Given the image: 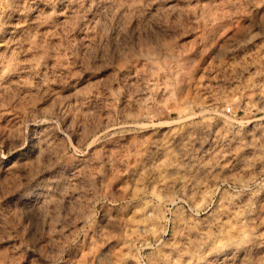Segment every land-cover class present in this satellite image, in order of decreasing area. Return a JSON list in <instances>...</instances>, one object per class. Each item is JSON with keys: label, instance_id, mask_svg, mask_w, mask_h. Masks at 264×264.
Wrapping results in <instances>:
<instances>
[{"label": "rangeland", "instance_id": "rangeland-1", "mask_svg": "<svg viewBox=\"0 0 264 264\" xmlns=\"http://www.w3.org/2000/svg\"><path fill=\"white\" fill-rule=\"evenodd\" d=\"M261 9L0 0V264H264Z\"/></svg>", "mask_w": 264, "mask_h": 264}, {"label": "bare ground", "instance_id": "bare-ground-1", "mask_svg": "<svg viewBox=\"0 0 264 264\" xmlns=\"http://www.w3.org/2000/svg\"><path fill=\"white\" fill-rule=\"evenodd\" d=\"M109 1H112V0H109ZM115 1H116V0H115ZM130 1H132V0H130ZM135 1H136V0H135ZM73 3H74V2H73ZM113 3H114V1H113ZM115 3H116V2H115ZM137 3H138V2H137ZM109 4H110V3H109ZM111 4H112V2H111ZM129 4H130V3H129ZM135 4H136V3H135ZM116 5H118V3H117ZM122 5H123V4H122ZM130 5H131V4H130ZM133 5H134V2H133ZM110 6H111V5H110ZM112 6H113V5H112ZM114 6H115V4H114ZM123 6H124V5H123ZM128 6H129V5H128ZM138 6H139V5L137 4L136 7H138ZM115 7H116V6H115ZM118 7H119V6H118ZM129 7H130V6H129ZM131 7H132V5H131ZM136 7H135V8H136ZM133 8H134V6H133ZM120 9H121V6H120ZM122 9H123V8H122ZM122 9H121V10H122ZM136 9H137V8H136ZM116 10H117V9H116ZM123 10H124V9H123ZM130 10H131V8H130ZM138 10H139V8H138ZM261 10H263V9H261ZM118 11H119V10H118ZM135 11H137V10H135ZM259 11H260V10H259ZM263 11H264V10H263ZM263 11H262V12H263ZM114 12H115V11H114ZM116 12H117V11H116ZM119 12H120V11H119ZM119 12H118V13H119ZM131 12H133V10H132ZM6 41H7V40H6ZM6 41H2V42L0 43V46H1V47H7V46H6V45H7ZM224 116H225V115H224ZM224 116H223V117H224ZM224 118H225V117H224ZM228 119H229V121H230V120L233 121V119H231V118H229V117H228ZM231 121H230V122H231ZM231 123H233V122H231ZM47 190H48V189H47ZM44 194H45V193H44ZM46 194H47V193H46ZM46 194H45V195H46ZM36 204H37V203H36ZM35 206H36V205H35Z\"/></svg>", "mask_w": 264, "mask_h": 264}, {"label": "built area", "instance_id": "built-area-1", "mask_svg": "<svg viewBox=\"0 0 264 264\" xmlns=\"http://www.w3.org/2000/svg\"><path fill=\"white\" fill-rule=\"evenodd\" d=\"M231 110H229V112H230Z\"/></svg>", "mask_w": 264, "mask_h": 264}]
</instances>
